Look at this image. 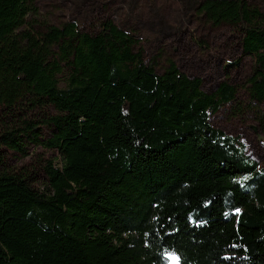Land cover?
<instances>
[{
  "label": "trees",
  "instance_id": "16d2710c",
  "mask_svg": "<svg viewBox=\"0 0 264 264\" xmlns=\"http://www.w3.org/2000/svg\"><path fill=\"white\" fill-rule=\"evenodd\" d=\"M38 14L35 0H0V106L56 114L48 136L24 120L0 132V146L41 145L59 162H47L38 190L0 157V264H168L171 254L178 264H264V164L210 122L237 87L204 90L164 51L147 58L110 18L88 33ZM192 15L237 31L264 128V13L250 0H198Z\"/></svg>",
  "mask_w": 264,
  "mask_h": 264
},
{
  "label": "rangeland",
  "instance_id": "374dc122",
  "mask_svg": "<svg viewBox=\"0 0 264 264\" xmlns=\"http://www.w3.org/2000/svg\"><path fill=\"white\" fill-rule=\"evenodd\" d=\"M197 1L35 0V4L39 18L58 25L75 22L79 30L88 33L97 32L101 20L112 19L118 27L136 35L147 58L164 51L186 75L201 78L206 91L213 90L225 79L234 84L236 100L224 104L210 117V122L224 133L239 137L246 154L261 166L264 164V128L257 122L256 104L245 91L253 59L242 54L237 31L225 26L211 28L192 15ZM250 1L264 13V0ZM197 37L207 44V50L200 49ZM66 77L65 69L57 74L60 87H65ZM55 114V109L47 104L33 106L23 102L12 111L0 106V132L21 127L24 120H31L46 137L51 130L46 121ZM25 151L22 154L1 145L2 170L22 177L34 189L45 190L48 180L44 166L53 159L58 164V152L33 143L26 144ZM167 259L168 264H178L175 255H167Z\"/></svg>",
  "mask_w": 264,
  "mask_h": 264
}]
</instances>
